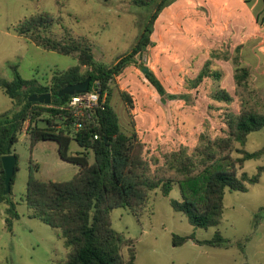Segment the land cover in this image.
Wrapping results in <instances>:
<instances>
[{
    "label": "rangeland",
    "instance_id": "obj_1",
    "mask_svg": "<svg viewBox=\"0 0 264 264\" xmlns=\"http://www.w3.org/2000/svg\"><path fill=\"white\" fill-rule=\"evenodd\" d=\"M38 14L56 20L50 33L55 38H62L64 29L74 37H87L95 59L108 65L132 49L147 20L145 8L134 0H0L1 79L12 80L11 65L18 64L24 79L49 86L53 73L78 64L75 54L46 50L14 32L16 24ZM152 40L154 46L138 58L139 67H128L110 85L111 104L122 130L137 132L152 169L162 166L164 156L172 151L185 148L191 154L202 134L211 139L225 136L228 115L239 114L242 108L264 113V0H172L161 12ZM238 60L250 71L246 89L238 88L234 79ZM208 61L209 74L217 71L220 78L207 77L195 87ZM141 67L163 84L165 100ZM86 70L81 68L82 73ZM220 89L231 95L230 102L212 99ZM18 108L0 89V113ZM27 126L14 146L17 171L11 197L20 218L11 232L5 223L7 206L0 203V264H62L68 253L65 241L58 229L31 217L27 183L30 174L43 181H69L78 167L61 158L55 141L32 145ZM235 147L247 152L264 149V128L251 133L244 147ZM79 151L72 142L70 153ZM232 155L240 157L236 151ZM260 167L264 155L246 161L240 172L254 176ZM171 200H181L177 185L168 196L160 190L151 192L142 209L112 211V228L122 236L124 260L133 247L135 264H264V172L246 192L226 190L217 227L193 226L174 211ZM217 231L233 246L219 249L196 243L212 239ZM175 235L189 240L175 245ZM238 241L245 242L243 253Z\"/></svg>",
    "mask_w": 264,
    "mask_h": 264
},
{
    "label": "trees",
    "instance_id": "obj_2",
    "mask_svg": "<svg viewBox=\"0 0 264 264\" xmlns=\"http://www.w3.org/2000/svg\"><path fill=\"white\" fill-rule=\"evenodd\" d=\"M171 2L134 0L136 5L145 8L147 20L137 43L111 65L95 59L92 43L85 36L74 37L67 29H64L60 39L51 36L56 20L47 14L26 18L14 26L18 36L31 40L39 47L77 56L78 64L53 73L49 86L41 85L35 79H24L18 64L11 65L12 80L0 78V89L19 107L0 113V203L7 206L5 223L8 231L13 230L14 221L20 215L11 193L5 194L2 158L15 155L14 146L26 123L32 145L55 141L61 158L78 166V172L69 181H43L30 174L27 183L26 204L31 217L58 229L65 241L68 253L62 264H135L133 247L127 260L121 254L122 236L112 228V211L118 208L131 211L142 209L149 204L151 192L160 190L168 196L175 185L179 188L181 200H171L174 211L184 215L197 228L217 227L224 214L226 190L246 192L249 186L259 183L264 172V167H260L254 176L240 172L246 161L262 157L264 149L247 152L235 147H244L251 133L264 128V113L252 108H242L239 114L227 116L229 131L225 136L211 139L202 134L199 145L191 154L185 148L167 153L164 164L156 169H152V163L145 158L146 145L137 132L122 130L120 118L111 104L110 85L128 67H139L138 58L154 46L152 35L155 24ZM210 65V61L205 64L194 81L195 87L207 77L220 78L217 71L209 74ZM82 67L87 68L85 73L81 72ZM249 76V68L241 66L238 60L234 74L238 88L248 87ZM89 77V90L99 83L101 93L108 92V98L104 105L91 111L90 118L78 117L67 108L72 96L60 97L59 92ZM145 77L165 100L167 92L160 80L151 71ZM45 93L52 95L50 105L29 101L32 95ZM212 99L230 102L232 97L226 90L220 89ZM46 114L48 117H43ZM41 122L44 124L41 125ZM78 122H82L80 129L75 126ZM72 142H76L82 151L70 153ZM233 151L240 157H233ZM14 177L15 174L11 186ZM187 240L189 237H173L175 245H182ZM245 242H237L242 253ZM196 243L219 249L233 246L219 231L212 239L197 240Z\"/></svg>",
    "mask_w": 264,
    "mask_h": 264
},
{
    "label": "water",
    "instance_id": "obj_3",
    "mask_svg": "<svg viewBox=\"0 0 264 264\" xmlns=\"http://www.w3.org/2000/svg\"><path fill=\"white\" fill-rule=\"evenodd\" d=\"M148 68L143 69V73L147 75L149 73ZM91 83V77L87 78L85 81L70 85L65 87L59 92L60 97H64L65 95L75 96L83 93H87L90 88ZM30 102L33 103H40L44 105H50L52 103V95L45 93L41 95L34 94L29 98ZM3 167L5 171V194L10 195L11 193V181L16 171V165H17V157L16 155H6L2 158Z\"/></svg>",
    "mask_w": 264,
    "mask_h": 264
},
{
    "label": "built area",
    "instance_id": "obj_4",
    "mask_svg": "<svg viewBox=\"0 0 264 264\" xmlns=\"http://www.w3.org/2000/svg\"><path fill=\"white\" fill-rule=\"evenodd\" d=\"M107 92L101 93V87L99 83L93 87L92 90H89L87 93L79 94L72 96L68 101L67 108L71 110L75 116L78 117H91V111L96 107H101L106 103ZM76 129L82 127V122H78ZM97 139V136H95Z\"/></svg>",
    "mask_w": 264,
    "mask_h": 264
},
{
    "label": "crops",
    "instance_id": "obj_5",
    "mask_svg": "<svg viewBox=\"0 0 264 264\" xmlns=\"http://www.w3.org/2000/svg\"><path fill=\"white\" fill-rule=\"evenodd\" d=\"M80 152V151H79ZM78 167V166H77Z\"/></svg>",
    "mask_w": 264,
    "mask_h": 264
}]
</instances>
